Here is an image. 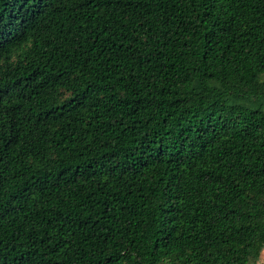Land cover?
Listing matches in <instances>:
<instances>
[{
    "label": "trees",
    "instance_id": "obj_1",
    "mask_svg": "<svg viewBox=\"0 0 264 264\" xmlns=\"http://www.w3.org/2000/svg\"><path fill=\"white\" fill-rule=\"evenodd\" d=\"M49 2L0 0V264H264V0Z\"/></svg>",
    "mask_w": 264,
    "mask_h": 264
},
{
    "label": "snow or ice",
    "instance_id": "obj_2",
    "mask_svg": "<svg viewBox=\"0 0 264 264\" xmlns=\"http://www.w3.org/2000/svg\"><path fill=\"white\" fill-rule=\"evenodd\" d=\"M32 4L34 7H36L37 9H45L47 7H50V2L49 0H32ZM2 47V46H0ZM3 57V53L0 52V58ZM4 99V94L2 92H0V101H3ZM228 126V125H226ZM216 133L215 131L212 132V135L214 136ZM0 163H3V152L2 150H0ZM7 196V190L3 188V185L0 184V205L3 204V200L6 199ZM4 207L0 206V216L3 215L4 213Z\"/></svg>",
    "mask_w": 264,
    "mask_h": 264
},
{
    "label": "rangeland",
    "instance_id": "obj_3",
    "mask_svg": "<svg viewBox=\"0 0 264 264\" xmlns=\"http://www.w3.org/2000/svg\"><path fill=\"white\" fill-rule=\"evenodd\" d=\"M263 260H264V257L262 258V262H264Z\"/></svg>",
    "mask_w": 264,
    "mask_h": 264
}]
</instances>
